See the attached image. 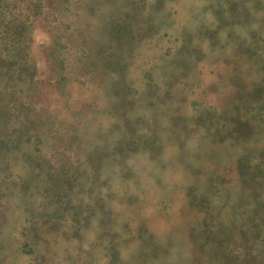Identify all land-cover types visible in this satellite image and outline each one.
Returning <instances> with one entry per match:
<instances>
[{
	"label": "rangeland",
	"instance_id": "374dc122",
	"mask_svg": "<svg viewBox=\"0 0 264 264\" xmlns=\"http://www.w3.org/2000/svg\"><path fill=\"white\" fill-rule=\"evenodd\" d=\"M46 2L0 71V264H264V0Z\"/></svg>",
	"mask_w": 264,
	"mask_h": 264
},
{
	"label": "trees",
	"instance_id": "16d2710c",
	"mask_svg": "<svg viewBox=\"0 0 264 264\" xmlns=\"http://www.w3.org/2000/svg\"><path fill=\"white\" fill-rule=\"evenodd\" d=\"M46 5H48L46 0H0V43L4 44V52L0 51V71H6L8 75L10 74V78L17 76L19 78H22V75H25V73L30 68L29 59H27V56L25 57V53L27 51L25 50L27 49V46L25 44L27 43L25 42L24 38H26V35L28 33L26 26L30 21V17L37 16L41 12V10H43L42 7H46ZM233 6L234 1L232 5L229 6V10H231ZM16 11H18L20 15L16 14ZM124 13L126 15H129L131 11H124ZM134 13H138V11L135 10L132 16H135ZM109 15L112 19L121 17L118 13H115L113 11L110 12ZM18 22L21 23L15 24ZM111 25H113V29L116 28L118 37H121L122 33L126 32H128V35L130 36L131 31L129 30V28H127L128 26L125 27L124 24H120L119 22L115 21H113ZM62 28L63 34H65L67 29L69 28V24H63ZM122 30H124L125 32H122ZM61 38L62 36L58 34L57 39L60 40ZM63 47L64 46L62 45L61 47H58V49H61ZM61 60L63 59L60 58L59 62ZM62 65L63 62L61 66ZM24 70L25 73H23ZM20 98L22 99V97ZM21 99L19 103L20 106H22L23 104H28V101ZM11 110L13 109L5 108L6 115L9 112H12ZM11 136V131L6 134L7 142L10 140ZM42 165L44 164L42 163ZM256 168H258L257 170L259 171L260 175H263L264 177V163H258V166ZM52 169L50 165L46 162V169H32L31 171H29V175L31 177H34V179L38 180L40 184H48V188L52 191V196L60 195V197L57 196V204H51L50 209L52 210V213L55 214V216H61L60 214H58L60 213L61 208L70 206V203H68L70 202L68 200L69 197L66 195H61L62 192L66 191L64 180H67L68 177L74 176V173L71 171V167L68 165L62 166L61 168H58L55 171H52ZM251 169H254V167H251ZM261 183V186H264L262 181ZM262 193H264V188L262 190ZM261 214V217H259L261 219L260 221L259 218H257V221L253 220L249 225V229L254 230L253 234L255 236H253L251 240L253 244H255L256 241L264 242V227H262L264 225V208ZM246 232L247 231H245V233Z\"/></svg>",
	"mask_w": 264,
	"mask_h": 264
}]
</instances>
